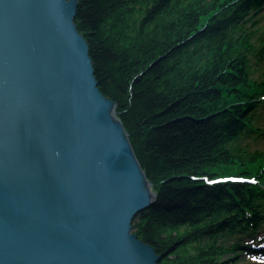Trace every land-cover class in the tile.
I'll return each instance as SVG.
<instances>
[{
  "label": "trees",
  "instance_id": "16d2710c",
  "mask_svg": "<svg viewBox=\"0 0 264 264\" xmlns=\"http://www.w3.org/2000/svg\"><path fill=\"white\" fill-rule=\"evenodd\" d=\"M78 1L156 194L132 233L160 264H234L264 225V0ZM233 177L256 183H214Z\"/></svg>",
  "mask_w": 264,
  "mask_h": 264
},
{
  "label": "water",
  "instance_id": "95a60500",
  "mask_svg": "<svg viewBox=\"0 0 264 264\" xmlns=\"http://www.w3.org/2000/svg\"><path fill=\"white\" fill-rule=\"evenodd\" d=\"M78 0H0V264H160L156 202L98 87Z\"/></svg>",
  "mask_w": 264,
  "mask_h": 264
},
{
  "label": "rangeland",
  "instance_id": "374dc122",
  "mask_svg": "<svg viewBox=\"0 0 264 264\" xmlns=\"http://www.w3.org/2000/svg\"><path fill=\"white\" fill-rule=\"evenodd\" d=\"M245 244H251L254 247H264V225L255 239L246 238ZM234 264H264V255L247 251L236 256Z\"/></svg>",
  "mask_w": 264,
  "mask_h": 264
}]
</instances>
